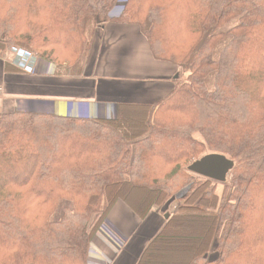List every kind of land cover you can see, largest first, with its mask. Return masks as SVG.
Returning <instances> with one entry per match:
<instances>
[{"label": "trees", "instance_id": "obj_1", "mask_svg": "<svg viewBox=\"0 0 264 264\" xmlns=\"http://www.w3.org/2000/svg\"><path fill=\"white\" fill-rule=\"evenodd\" d=\"M121 1L0 0L2 58L84 78L117 22L179 69L166 97L118 117L0 115V264H88L118 202L146 220L185 189L137 264H264V0H127L111 17ZM207 152L233 163L225 182L189 170Z\"/></svg>", "mask_w": 264, "mask_h": 264}, {"label": "crops", "instance_id": "obj_2", "mask_svg": "<svg viewBox=\"0 0 264 264\" xmlns=\"http://www.w3.org/2000/svg\"><path fill=\"white\" fill-rule=\"evenodd\" d=\"M122 10L123 6L117 7L111 17L118 18ZM83 64L86 76L72 78L57 75L54 65L21 49L15 48L9 59L0 57V115L35 111L61 117H118L124 104L152 105L166 97L174 89L173 79L179 71L153 58L138 26L117 22L96 31ZM120 211L137 219L140 227L126 236L127 243L117 254L105 244H98L96 236L88 264H137L163 227L153 226L156 211L141 220L122 201L108 219L120 218ZM121 222L128 226L126 221Z\"/></svg>", "mask_w": 264, "mask_h": 264}, {"label": "rangeland", "instance_id": "obj_3", "mask_svg": "<svg viewBox=\"0 0 264 264\" xmlns=\"http://www.w3.org/2000/svg\"><path fill=\"white\" fill-rule=\"evenodd\" d=\"M126 2H127V0H122L120 2L121 3L120 6H123V4H125ZM104 29H105V27L104 28H101V30H104ZM176 76L177 75H175V77ZM93 80H94V78H93ZM86 116L87 115H85V117ZM104 118H113V116L112 117H104ZM196 137L198 139L202 140V136L200 134H197ZM212 155H213L212 153L207 152L205 154V157L212 156ZM185 190H188V189H185ZM222 190H223V185H219V187H218V193L221 194L222 193ZM185 194L186 193H184L183 196ZM135 195H136V197L138 199L141 198L140 195H138V194H135ZM179 195H177V196H179ZM176 197L173 198L174 200L169 205H168V203H169L168 202L167 205L164 208H162V210H160V211H157L156 210V212H155L156 214L153 215V218L155 219V223H154L153 226L158 227L160 224L165 225V222L167 220L166 219V216L168 215L170 217L172 214H174L177 211V208L179 206V203H178V201H177L178 199ZM65 206L69 207L70 204H64V203H62L60 205L59 211L56 214V216L54 217V220L55 221L60 219L61 214L63 212V208ZM117 208L120 209V207H117ZM123 212L120 211V213H121V217L120 218L117 216L116 218L112 217L111 220L110 219L106 220V222L104 223V225L102 226V228L100 229V231L97 234V242H98V244H101V243L105 244L107 247H109L116 254L118 252H121V250H123L125 244L127 243V237H130L140 227V224H139V222H138L137 219L133 218L127 212H124V213ZM122 220L126 221L128 223V226L127 225L125 226L121 222ZM144 230H142V233H144L143 232Z\"/></svg>", "mask_w": 264, "mask_h": 264}, {"label": "water", "instance_id": "obj_4", "mask_svg": "<svg viewBox=\"0 0 264 264\" xmlns=\"http://www.w3.org/2000/svg\"><path fill=\"white\" fill-rule=\"evenodd\" d=\"M232 168L233 163L227 160L225 157L220 155H212L195 162L189 170L202 178L210 179L216 182H225ZM188 190L183 191L176 198H181L184 193H187ZM173 200L174 199H172L168 205ZM166 219H169L168 215L166 216Z\"/></svg>", "mask_w": 264, "mask_h": 264}, {"label": "built area", "instance_id": "obj_5", "mask_svg": "<svg viewBox=\"0 0 264 264\" xmlns=\"http://www.w3.org/2000/svg\"><path fill=\"white\" fill-rule=\"evenodd\" d=\"M43 60V59H42ZM44 61V63H48V64H52V63H50V62H47V61H45V60H43ZM53 65V64H52ZM56 68V67H55ZM2 93H3V91H2V89L0 88V97L2 96Z\"/></svg>", "mask_w": 264, "mask_h": 264}]
</instances>
